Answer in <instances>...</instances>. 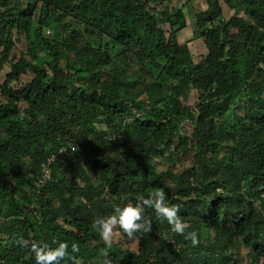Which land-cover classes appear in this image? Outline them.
<instances>
[{"label": "trees", "instance_id": "1", "mask_svg": "<svg viewBox=\"0 0 264 264\" xmlns=\"http://www.w3.org/2000/svg\"><path fill=\"white\" fill-rule=\"evenodd\" d=\"M188 1L0 0V264L53 240L79 248L62 264H264V0H206L197 49ZM253 144L242 175L228 151ZM161 188L199 244L146 209L150 230L106 248L94 219Z\"/></svg>", "mask_w": 264, "mask_h": 264}, {"label": "clouds", "instance_id": "2", "mask_svg": "<svg viewBox=\"0 0 264 264\" xmlns=\"http://www.w3.org/2000/svg\"><path fill=\"white\" fill-rule=\"evenodd\" d=\"M198 97L197 101L193 103L194 105L189 106L196 117L199 114ZM128 120L132 122V119ZM194 124L195 122L191 121L190 118H186L183 123L185 128ZM68 148L72 151L76 150L74 146H63L59 149L58 155L63 154ZM43 171L46 179L49 178L51 180L49 168L44 167ZM218 191L223 192L221 189ZM146 209L154 210L157 217L165 220L170 227L171 233L184 236L186 240L191 241L192 246H197L199 244L200 241L197 231H186L187 225L178 215V205L169 203L165 190L161 188L147 198L141 196L135 203H127L123 207L118 205L114 206L112 214L94 219L93 223L96 227V231L105 247H112L113 236L117 230L122 231L129 239H133L135 234L141 230H150L151 221L145 216ZM164 239H167V237H164ZM173 248L174 250L179 248L177 243L173 245ZM30 250L34 254L36 264H62L66 258H71L73 254L79 252L77 245H71V250L69 251V244L66 241L57 240H53L51 244L45 241H33ZM249 261V258L245 260V262L248 263ZM103 264H113L112 258L105 254ZM219 264L226 263L219 262Z\"/></svg>", "mask_w": 264, "mask_h": 264}, {"label": "rangeland", "instance_id": "3", "mask_svg": "<svg viewBox=\"0 0 264 264\" xmlns=\"http://www.w3.org/2000/svg\"><path fill=\"white\" fill-rule=\"evenodd\" d=\"M20 2H22L21 4L25 5L27 0H18ZM206 0H189L186 7H185V13H186V19H187V24L185 28H182L178 31L179 35L183 37V42H188L189 41L191 44L192 48H198L199 44H202V39L200 40L199 38L195 39V26H196V21H195V13L197 10H203L204 8L207 7L206 5ZM227 11L228 7H227ZM225 16L227 17V12H225ZM194 62H199L200 59V54L197 53L193 56ZM199 95L196 93V91H193L191 93V96L189 97V100L186 102L187 106H193L196 101H197V97ZM244 112L238 113L237 115H243ZM185 129L189 130L190 133L193 130L191 126L186 127ZM137 148L133 151H136L137 149L141 148L140 145L136 146ZM229 154L232 156L231 158L233 159V161L235 162V164L237 163H243L245 165L244 168H242L240 170V173L243 175H252L253 173H255L256 171V167H257V145L253 144L249 147V149L246 152H242L239 153L238 150H230L228 151ZM181 159L176 162V170H180L181 168L183 169H188L191 164L193 163V159H194V153L192 152H188L187 154L181 153ZM219 165L223 168L225 167L226 163L223 160H220ZM156 169L159 172H165L167 167L164 165H160L157 164L156 165ZM115 170H119V176L116 173L115 177L116 179H129V181H135L136 178L131 177L130 175H123L120 174V170L121 167L116 166ZM95 184H99V181H95ZM88 201H93L96 202L97 199L93 200V199H87ZM101 215L103 214V212L100 213ZM93 213L89 215L90 219L92 218ZM114 236L116 237V239L118 241L122 240V237L118 235L117 232L114 233ZM241 253L244 256V260H248V257H246V249L244 247H242L241 249ZM250 260V259H249ZM13 263V262H12ZM17 264V263H15Z\"/></svg>", "mask_w": 264, "mask_h": 264}]
</instances>
